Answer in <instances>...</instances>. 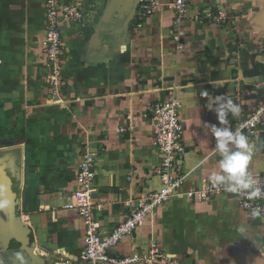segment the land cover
<instances>
[{
    "label": "crops",
    "instance_id": "obj_1",
    "mask_svg": "<svg viewBox=\"0 0 264 264\" xmlns=\"http://www.w3.org/2000/svg\"><path fill=\"white\" fill-rule=\"evenodd\" d=\"M67 1L97 14L107 2ZM159 3L146 22L136 12L116 36L102 32L101 21L63 22L59 88L49 83L45 0L1 3L0 179L18 194L16 215L0 208V241L15 253L11 264H68L83 254L84 223L65 204L80 188L84 154L95 160L101 207L94 218L103 236L163 187L150 107L171 92L182 102L186 179L180 194L156 206L112 253L128 255L157 241L182 264H264V215L253 219L230 193L205 199L184 193L218 170L215 139L203 124L218 120L205 107V91L240 104L230 127L249 138L253 176L264 175V131L241 128L264 105V0H188L183 15L174 0ZM220 11L224 23L209 18ZM15 13L23 23L9 22ZM27 242L32 257L18 251Z\"/></svg>",
    "mask_w": 264,
    "mask_h": 264
},
{
    "label": "built area",
    "instance_id": "obj_2",
    "mask_svg": "<svg viewBox=\"0 0 264 264\" xmlns=\"http://www.w3.org/2000/svg\"><path fill=\"white\" fill-rule=\"evenodd\" d=\"M46 7V38L43 42L50 69L49 83L57 88L62 85L61 74L62 56L64 50V37L62 23L66 21L82 22L85 11L81 4L67 0H45ZM159 7V0H140L138 14L141 18L152 15ZM174 8L179 15L188 10V0H174ZM209 18L215 22L224 23L227 15L220 11L216 14L209 13ZM264 87V78L262 81ZM56 88V89H57ZM182 102L173 92L163 100L150 107L153 121L155 142L159 153V164L155 173L161 178L163 187L151 192L138 206L130 212L126 221L118 225L112 234L103 236L100 225L94 218V211L100 208L94 195L96 193V165L93 156L84 154L77 172V182L80 188L69 198L65 207L73 209L80 215L85 227V249L77 261H66L68 264H182L174 255L168 253L157 241H152L150 246L142 251L128 255H115L113 247L118 244L123 236L132 233L142 219L165 200L171 199L178 193V189L186 179L183 159L186 155L184 141V125L181 118ZM241 128L255 134L258 130L264 131V105L259 107L247 120L241 123ZM124 131V129H122ZM259 185L264 188V175L256 177ZM186 194H192L199 199L211 195H220L222 189L205 183L199 188L190 189ZM237 204L244 210L252 211L258 208L264 215V195L258 199H249L245 193L233 194Z\"/></svg>",
    "mask_w": 264,
    "mask_h": 264
},
{
    "label": "clouds",
    "instance_id": "obj_3",
    "mask_svg": "<svg viewBox=\"0 0 264 264\" xmlns=\"http://www.w3.org/2000/svg\"><path fill=\"white\" fill-rule=\"evenodd\" d=\"M206 98L205 107L216 114L217 124L203 122L215 139L214 152L219 155L218 170L210 173L207 180L213 187L227 193H245L249 199H258L264 195V188L250 171L249 164L253 148L249 138L239 129L230 127L229 116L238 118L242 112L241 106L226 94L212 96L207 91L201 93ZM4 192L0 190V197ZM7 200H0V208L6 207ZM251 217L261 215L258 208L250 213Z\"/></svg>",
    "mask_w": 264,
    "mask_h": 264
},
{
    "label": "water",
    "instance_id": "obj_4",
    "mask_svg": "<svg viewBox=\"0 0 264 264\" xmlns=\"http://www.w3.org/2000/svg\"><path fill=\"white\" fill-rule=\"evenodd\" d=\"M139 3L140 0H112L109 12L101 23V31L104 33H110L113 36H116V33L124 32L129 25V22L137 12ZM0 190H3L4 192V195L3 197H0V200H7V205L11 209L12 213L15 214V199L16 195L18 194L15 187L8 186L3 180L0 179ZM26 237L28 238L27 235ZM9 247V244L0 245L1 258L5 262H8V260L14 258L13 254L15 253L10 251ZM18 251L27 257H32L34 251L33 245L30 242L19 245ZM26 262L28 261L26 260Z\"/></svg>",
    "mask_w": 264,
    "mask_h": 264
},
{
    "label": "rangeland",
    "instance_id": "obj_5",
    "mask_svg": "<svg viewBox=\"0 0 264 264\" xmlns=\"http://www.w3.org/2000/svg\"><path fill=\"white\" fill-rule=\"evenodd\" d=\"M3 2V0H0V5H1V3ZM111 4H112V0H107V2H106V4H105V7H104V11H103V13L102 14H97V13H94L93 12V10H91V9H86L85 10V15H86V17H85V19L84 20H82V22L83 21H91V22H99V21H103V19L106 17V15L108 14V12H109V9H110V7H111ZM3 5V4H2ZM159 5H160V3H159ZM138 10V9H137ZM158 10V9H157ZM156 10V11H157ZM156 11L153 13V14H156ZM5 14V11H3V10H1L0 9V19L2 18L1 16L2 15H4ZM152 14V15H153ZM105 15V16H104ZM6 16H8V15H6ZM12 18H10V20H9V22L13 19V18H15V19H19L20 20V22H22L23 23V18H21V16H19V14H12V15H10ZM104 16V17H103ZM149 16H151V15H149ZM149 16H146V17H148V18H150ZM143 18H145V17H143ZM148 18H145L144 20H142V22H146V20L148 19ZM135 21V20H134ZM138 21H141V20H138ZM132 23V22H131ZM89 28V32L91 33V34H93L94 32H96L97 30H98V26H97V24L95 25V26H89L88 27ZM88 28H87V30H88ZM1 30V29H0ZM86 30V29H85ZM2 32V30L0 31V33Z\"/></svg>",
    "mask_w": 264,
    "mask_h": 264
},
{
    "label": "flooded vegetation",
    "instance_id": "obj_6",
    "mask_svg": "<svg viewBox=\"0 0 264 264\" xmlns=\"http://www.w3.org/2000/svg\"><path fill=\"white\" fill-rule=\"evenodd\" d=\"M0 245H6V244H3L1 241H0ZM0 252H1V250H0ZM12 260L13 259H10V260H8V262H5L4 260H2V258H1V253H0V264H11L12 263ZM15 260V259H14ZM17 264V263H16Z\"/></svg>",
    "mask_w": 264,
    "mask_h": 264
}]
</instances>
